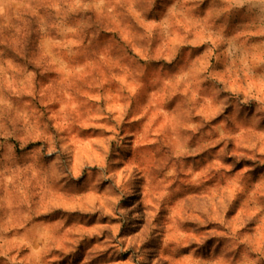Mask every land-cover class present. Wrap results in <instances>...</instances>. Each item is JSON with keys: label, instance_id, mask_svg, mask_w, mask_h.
Instances as JSON below:
<instances>
[{"label": "clouds", "instance_id": "clouds-1", "mask_svg": "<svg viewBox=\"0 0 264 264\" xmlns=\"http://www.w3.org/2000/svg\"><path fill=\"white\" fill-rule=\"evenodd\" d=\"M0 264H264V0H0Z\"/></svg>", "mask_w": 264, "mask_h": 264}]
</instances>
